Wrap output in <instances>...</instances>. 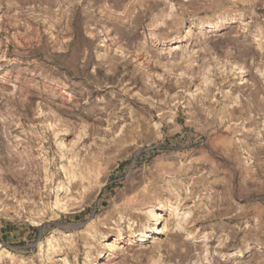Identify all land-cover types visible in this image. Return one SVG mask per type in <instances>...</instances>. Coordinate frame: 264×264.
<instances>
[{"label": "rangeland", "instance_id": "obj_1", "mask_svg": "<svg viewBox=\"0 0 264 264\" xmlns=\"http://www.w3.org/2000/svg\"><path fill=\"white\" fill-rule=\"evenodd\" d=\"M0 264H264V0H0Z\"/></svg>", "mask_w": 264, "mask_h": 264}, {"label": "bare ground", "instance_id": "obj_2", "mask_svg": "<svg viewBox=\"0 0 264 264\" xmlns=\"http://www.w3.org/2000/svg\"><path fill=\"white\" fill-rule=\"evenodd\" d=\"M157 220V218H155ZM137 235H143V230L137 231Z\"/></svg>", "mask_w": 264, "mask_h": 264}]
</instances>
